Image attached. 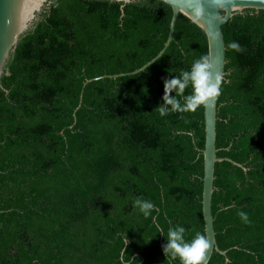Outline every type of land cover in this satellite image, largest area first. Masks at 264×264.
Listing matches in <instances>:
<instances>
[{
  "label": "trees",
  "instance_id": "16d2710c",
  "mask_svg": "<svg viewBox=\"0 0 264 264\" xmlns=\"http://www.w3.org/2000/svg\"><path fill=\"white\" fill-rule=\"evenodd\" d=\"M172 16L155 0L123 12L52 0L21 38L0 79V264H168L157 224L165 236L177 224L186 239L205 234L204 107L155 111L162 78L209 55L204 32L180 15L156 63L97 80L153 60ZM222 32L217 156L242 167L216 164L212 215L227 254L208 264H264V11L237 14ZM137 196L154 203L149 217L132 208Z\"/></svg>",
  "mask_w": 264,
  "mask_h": 264
},
{
  "label": "water",
  "instance_id": "95a60500",
  "mask_svg": "<svg viewBox=\"0 0 264 264\" xmlns=\"http://www.w3.org/2000/svg\"><path fill=\"white\" fill-rule=\"evenodd\" d=\"M121 4V10L126 5L135 0H104ZM168 5L173 16L170 23L168 39L161 52L150 62L139 70L128 74L116 76H103L101 79H117L125 76H133L144 72L148 67L156 63L170 47L175 32V25L180 15L184 16L201 29L207 37L209 56L212 62V71L219 72L225 79L226 66V45L222 27L226 25L237 14H242L247 10L261 12L264 11V0H221L214 3V0H200L202 14L196 17L193 8L188 7L184 0H155ZM52 4V0H0V79L2 78L5 67L10 60L15 48L21 38L31 32L38 17L45 8ZM222 13V15H220ZM94 80L87 81V84ZM1 88V84H0ZM218 98L214 101V107L209 109L204 107L205 118V149L204 157V178H203V219L205 223V234L209 240L210 248L206 253L204 264H208L214 252L226 256V252L221 251L216 241L214 229V218L212 215V198L214 193L215 167L217 163L229 162L235 166L242 167L230 159H220L217 156V104ZM83 96L80 98V108Z\"/></svg>",
  "mask_w": 264,
  "mask_h": 264
},
{
  "label": "clouds",
  "instance_id": "9594fccd",
  "mask_svg": "<svg viewBox=\"0 0 264 264\" xmlns=\"http://www.w3.org/2000/svg\"><path fill=\"white\" fill-rule=\"evenodd\" d=\"M220 2L221 0H214V3ZM184 3L193 8L196 17L202 14L200 0H184ZM229 47L239 50V45L235 42L230 43ZM212 67L210 56L204 54L193 60L188 70H181L178 75H171L170 78L163 77L162 103L156 106L155 111L164 117L169 113L195 112L201 107L213 108L214 101L221 94L223 78L219 72L214 73ZM169 73L172 72L169 71ZM188 88L191 89V92L186 94L185 90ZM172 93L174 95H170ZM132 208L147 218L155 210V205L152 201L137 196L132 200ZM237 215L245 223L247 222L248 217L245 212L239 211ZM156 231L166 239V243L162 245V251L168 264H173V262L204 264L206 253L210 248L209 240L205 234L197 231L191 239H186V229L180 224L169 227L166 236L158 224ZM127 243L126 238L125 244Z\"/></svg>",
  "mask_w": 264,
  "mask_h": 264
}]
</instances>
